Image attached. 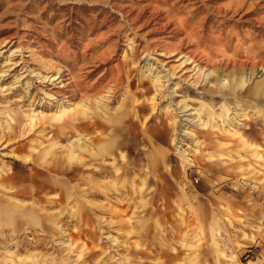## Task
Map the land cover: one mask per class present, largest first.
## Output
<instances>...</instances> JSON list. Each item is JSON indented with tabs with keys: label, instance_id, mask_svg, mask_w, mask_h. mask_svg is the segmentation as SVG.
<instances>
[{
	"label": "rangeland",
	"instance_id": "1",
	"mask_svg": "<svg viewBox=\"0 0 264 264\" xmlns=\"http://www.w3.org/2000/svg\"><path fill=\"white\" fill-rule=\"evenodd\" d=\"M263 93L264 0H0V264H264Z\"/></svg>",
	"mask_w": 264,
	"mask_h": 264
},
{
	"label": "crops",
	"instance_id": "2",
	"mask_svg": "<svg viewBox=\"0 0 264 264\" xmlns=\"http://www.w3.org/2000/svg\"><path fill=\"white\" fill-rule=\"evenodd\" d=\"M141 110H143V108H140ZM139 129H141V128H139ZM124 131H125V129H124ZM139 132V131H138ZM140 132H142V131H140ZM222 143V142H221ZM217 148H225V146H223V145H220V146H218ZM264 166V165H263ZM229 258V257H228Z\"/></svg>",
	"mask_w": 264,
	"mask_h": 264
},
{
	"label": "bare ground",
	"instance_id": "3",
	"mask_svg": "<svg viewBox=\"0 0 264 264\" xmlns=\"http://www.w3.org/2000/svg\"><path fill=\"white\" fill-rule=\"evenodd\" d=\"M255 68V67H252V69ZM59 78H60V75H59ZM59 78H54V79H51L52 81H55V80H59ZM264 94V93H263ZM262 96V95H261ZM184 112V111H183ZM184 156V155H183Z\"/></svg>",
	"mask_w": 264,
	"mask_h": 264
},
{
	"label": "built area",
	"instance_id": "4",
	"mask_svg": "<svg viewBox=\"0 0 264 264\" xmlns=\"http://www.w3.org/2000/svg\"><path fill=\"white\" fill-rule=\"evenodd\" d=\"M195 181H197V178H195Z\"/></svg>",
	"mask_w": 264,
	"mask_h": 264
}]
</instances>
